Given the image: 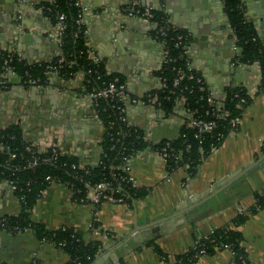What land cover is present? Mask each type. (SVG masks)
<instances>
[{
	"label": "crops",
	"instance_id": "1",
	"mask_svg": "<svg viewBox=\"0 0 264 264\" xmlns=\"http://www.w3.org/2000/svg\"><path fill=\"white\" fill-rule=\"evenodd\" d=\"M43 1L3 0L0 3V56L13 50L34 63L60 55V46L51 36L54 26L39 6ZM127 1L131 4L137 2ZM138 1L142 5L141 0ZM145 1L146 7L166 13L168 22L175 28L190 34L193 27L200 32L195 23L190 24L183 7V3L196 6L200 0ZM242 1L247 21L254 25L264 44L260 1ZM81 2L89 10L97 12L124 3V0ZM210 5L213 21L221 26L220 38L225 45L234 42L224 3L215 0ZM171 7L177 11L175 16ZM113 20L89 17L91 56L105 60L107 69L124 78L127 99L138 100L129 107L128 122L149 135L150 144L177 138L187 124L184 102L179 100L170 114L143 103L147 94L161 88L162 84L154 72L166 59L162 43L155 38L153 26L148 23L150 26L146 27L148 42L143 49V60L132 66L126 64L120 48L109 43ZM121 21L124 22L121 23L122 28H130V19ZM116 33L121 31L116 30ZM124 35L119 40L121 46L131 42L129 34ZM224 44H221V50L227 55L232 54V47H224ZM189 51L191 66L199 72L220 103L225 100L228 88H248L259 81L260 71L256 64L238 65L237 57L233 58L232 63L239 67V71L223 77L219 72L208 74L206 58L202 55L200 59L199 51L191 46ZM140 72L144 74L140 75ZM3 77L7 79L9 88L0 84V129L20 125L24 138L33 146L57 145L65 154L78 157L84 164L98 163L104 128L93 110L81 102L84 97L83 74H77L70 80L49 75V83L40 88H23L19 86L17 76L12 74ZM263 157L264 92H258L244 111L237 130L221 148L204 159L195 178L189 182H186L188 175L183 169L170 172L169 180H166V163L153 148L148 147L130 162L131 175L139 187L148 192L145 198L135 200L131 205L105 200L96 206L90 201L78 202L70 189L53 183L43 191L31 211L30 221L43 224L51 231L72 229L86 243L99 241L101 247L92 264H169L196 249L198 243L213 231L224 227L242 234L247 264H264V206L261 207L257 199L258 196L264 197V159L216 196L190 209L192 201L204 198ZM22 211V203L11 186L0 181V218L17 217ZM239 216L246 220L235 226ZM194 258L191 264H241L225 249L211 255L198 254ZM69 261L70 256L64 249L49 240L39 239L33 229H0V264H68Z\"/></svg>",
	"mask_w": 264,
	"mask_h": 264
},
{
	"label": "trees",
	"instance_id": "2",
	"mask_svg": "<svg viewBox=\"0 0 264 264\" xmlns=\"http://www.w3.org/2000/svg\"><path fill=\"white\" fill-rule=\"evenodd\" d=\"M77 1L53 0L50 2L44 0L39 5L40 8H44L43 14L53 26L59 16L64 15L66 29L62 36L59 56L31 65L27 61H18L14 57L10 66L15 69L18 78H21L23 83L30 78L39 79L41 83H45L48 79L49 66H52L58 77L64 80H70L77 74H83L82 94L93 89H100L115 78L125 83L121 75L107 74L105 60H101L98 64L92 60L88 37L85 35L86 27L78 24L80 11L76 6ZM224 8L236 47L240 50V55L236 60L242 65H260L261 79L258 88L262 93L264 92V44L254 25L247 21L242 0H225ZM154 14L159 28L162 27L167 31V36L161 40L165 42L164 50L168 56L161 68L154 72V76L161 81L163 87L151 94H157L161 109L166 114H170L176 103L185 98L190 107L199 109L204 115L206 110L211 109L208 103L209 91L208 89L201 91L200 84L188 79L191 74L202 78L196 70L189 71L188 69L190 59L186 50L191 46L192 37L189 32L172 26L168 22L166 13L156 11ZM179 37L182 39L179 40ZM7 56V53L0 56V81H4L3 76L6 74ZM181 73L182 80L175 86V80L181 77ZM226 93L222 109L229 113V119L228 121L217 120L218 126L212 133L204 134L199 140L195 138V131L185 125L177 138L162 140L154 145L145 140V132L142 129L120 120V114L114 108V102L105 98L99 100L96 110L104 128V134L100 143L101 156L98 163L92 165L84 164L78 157L69 154L60 155L54 162H44V158L51 156V150L38 153V148L24 138L20 125L0 129V145L5 147L4 150H0V181L10 182L16 186L17 190L14 194L23 206L22 213L17 217L5 218L6 225L0 229L14 230L15 227L33 229L41 240H49L57 247L64 244L60 248L69 254L68 264H92L101 247L99 241L86 243L81 235L72 229L62 228L51 231L43 224H33L30 221L31 211L43 191L53 183L67 184L73 191L74 199L80 202L86 199L89 186L96 187L100 183H108L110 186L103 190L104 194H112L115 198L122 199L123 202L131 205L133 201L145 198L148 192L141 188H134L131 183H128V175L123 171L122 166L126 160L132 159L148 147L160 150L168 143L171 148L181 150L183 157L179 162L170 160L167 163V171L170 173L183 169L188 175L186 182H189L195 178L204 159L209 157L213 151L221 148L225 140L237 130L238 125L233 126L229 121L242 118L244 111L252 103V98H248L244 87H230ZM237 93L239 97H236ZM241 99H244L245 103L240 102ZM188 145L191 146L189 152L186 151ZM36 159L38 162L35 164ZM257 199H259L258 204L263 207L264 197L258 196ZM245 220L246 218L239 216L235 226L242 224ZM242 241L243 237L239 231L224 227L214 231L208 238L202 239L196 249L177 257L169 264H191L195 260L194 257L201 251H204L205 255H211L225 247L234 251L238 256L246 258ZM236 259L241 263L238 258Z\"/></svg>",
	"mask_w": 264,
	"mask_h": 264
},
{
	"label": "built area",
	"instance_id": "3",
	"mask_svg": "<svg viewBox=\"0 0 264 264\" xmlns=\"http://www.w3.org/2000/svg\"><path fill=\"white\" fill-rule=\"evenodd\" d=\"M49 1L52 2L53 0H49ZM222 1L224 3L225 0H222ZM76 6L79 8V11H80L79 17H78V24L86 27L85 35L87 37L89 36V29H88V25H87L89 17L98 16L99 18H105V19H108L111 21V20H113V17L116 16L117 19H114L113 21H115L114 23L117 25H121L120 22H122L121 20L123 18L138 21L140 23L151 24L154 28V31H155V38L162 43L163 48L165 46V42H163L161 39H164L167 36V31H166V29H164L162 27L159 28L158 23L155 22V14H154V12H156L157 10H155L151 7H146V6L144 7L140 3L134 2L132 4L131 3L120 4L118 7L106 8L104 11L94 12V11H91L88 8H86L84 6V4L81 2V0H78L76 2ZM41 10L43 11L44 8L42 7ZM228 28H229L231 36L234 40L233 43H235V45H236V41H235L232 29L230 28L229 24H228ZM65 29H66L65 16L60 15L58 18V21L54 25V31H53V33H51L52 39H54L59 46L62 43V36L64 34ZM181 39H182V37H179V40H181ZM88 46H89V44H88ZM189 49H190V46L186 50V54H188V55L190 52ZM237 51H238V55H237V58H238V56L240 55V50L237 48ZM7 54H8V56H7L6 62H5L6 74H12V75L17 76L15 69L12 66H10V64L13 62L14 57L17 58L18 61H27V63L30 65L40 62V61H38V62L30 63L26 57H24L22 54L13 52V50L9 51ZM167 56L168 55L165 51V58ZM91 58L94 61V63H96V64L100 63L102 60L101 58H99L97 56H91ZM60 62H62V60H60ZM237 64L239 65L240 63L237 61ZM256 65L259 68L260 77H259V81L257 83L253 84L252 86H250L248 88H245L247 95H248V98L249 97L253 98L254 95L259 92L258 86H259L260 79H261V68H260L259 64H256ZM188 69H189V71L193 70V67L191 66V62L188 63ZM48 70H49L47 72L48 79L45 81V83H41L39 79H31V78L27 81L25 80V82L23 83L21 78H19V86H21L23 88H30V87L40 88L42 86L47 85L49 83V75L58 76L56 70L52 66H49ZM113 73H114L113 71H110L109 69H107V74L111 75ZM180 76H181L180 78H177L175 80V83H174L175 86H177L180 83V81L182 80V73ZM188 79L195 81L197 84H200V86H201L200 90L201 91L208 89L207 84L203 78L196 77L195 75L191 74V75H189ZM0 84L4 85L6 87V89L9 88L8 87V81L6 78H4V81H0ZM162 87H163V85H161V88ZM208 91H209L208 103L210 104L211 109L206 110L204 115L200 112L199 109L190 107L187 104L185 98L180 99L184 102V109H185V113L187 116V122H186L187 124L186 125L195 131V138L199 139V140L202 138V136L204 134L212 133L217 128V126H218L217 120L228 121V119H229V113L222 109L223 108L222 103L216 101L214 94L209 89H208ZM152 92H150L149 94H147L144 97L143 103L144 104L147 103V104L152 105L154 107L161 108V104L159 103V98H158L157 94H151ZM236 97H239L238 93H237ZM104 98L110 99L112 102H114L115 103L114 108H116V110L119 112L120 120L123 123L130 124L128 122L129 107L132 104H136L138 102V100L127 99V85H126V83H121L119 78H115L112 82H110L106 85L104 84V86H102V88L93 89L92 91L84 94V97L81 98V102L85 103L89 108H91L93 110L95 118L97 119V121L101 125H102V123L98 117L96 107L98 106V101L101 99H104ZM240 102L245 103V100L241 99ZM242 103H241V105H242ZM240 120H241V118H236V119H231L229 122L233 126H237V125L239 126ZM131 126H133V125H131ZM144 137H145V140L148 141L149 135L145 134ZM34 147H36V146H34ZM37 148H38L37 149L38 153H43L48 149L51 150V156L44 158L43 159L44 162H54L60 155L65 154L62 151V149L57 145H50V146H44V147L37 146ZM4 149H5L4 145H0V150H4ZM190 149H191V146L188 145V147H186V151L189 152ZM155 151L159 155L160 159L166 163V165L170 160H173L175 162H179L182 160V157H183V152L179 149L171 148L169 143L165 147H163L162 149L155 150ZM13 157H15V156L13 155ZM37 162H38V159L35 160V164ZM130 162H131V159L126 160L125 164L122 166V169L128 175V179H127L128 183H131L134 188L139 189L140 187H139L137 181L131 175ZM79 167L83 168V166H79ZM74 168H76V166H74ZM164 178L166 180H169V172L168 171L165 173ZM123 180H125V179H123ZM7 183L11 186L13 192H15L17 190L16 186L13 183H10V182H7ZM59 184H61V183H59ZM61 185L67 187L68 189H70L72 191V189L70 188L69 185H67V184H61ZM109 186H110V184H108V183H100L96 187L89 186V190H88L86 199H82L80 202L85 203L87 201H90L96 206H99L105 200L112 202V203H118V204L125 203V202H123L122 199H117L112 194L108 195V194L103 193V190L108 189ZM72 193H73V191H72ZM23 200H24V198H23ZM5 225H6V219L0 218V227H5ZM25 229H27V228H25ZM14 230L20 231L22 229H20L19 227H15ZM213 233H214V231L211 234H213ZM208 237H206V238H208ZM59 246L60 247L64 246V244H60ZM224 249L230 251L226 247ZM230 252L233 254V256L235 258H238L241 261V264H247V259L245 257L238 256L234 251H230ZM200 254L204 255L205 252L201 251Z\"/></svg>",
	"mask_w": 264,
	"mask_h": 264
},
{
	"label": "water",
	"instance_id": "4",
	"mask_svg": "<svg viewBox=\"0 0 264 264\" xmlns=\"http://www.w3.org/2000/svg\"><path fill=\"white\" fill-rule=\"evenodd\" d=\"M1 1V0H0ZM3 1V0H2ZM2 1L0 3H2ZM139 3L138 0H135ZM162 1V0H161ZM215 0H200L198 1V4L194 6L192 3L190 4H184L183 7L185 8V13H188L190 20V24L195 23V26L200 28V32H196L193 27L189 30L192 41H191V47L193 49H196L199 51V57L202 58V55L204 56L206 65H208L206 68V72L208 74H215L218 73L221 74L223 77H228L229 74H231L233 71L238 72L239 67L232 63V59L236 58L238 55V51L236 46L233 44V42H229L228 45L224 44V40L220 38V31L221 26L217 25L213 21V15L210 13L209 9L211 8V3ZM220 4H223L222 0H218ZM260 6L263 9L260 14L263 16L262 19V35L264 36V0H259ZM142 6H146V1L141 0ZM129 2L127 0H124V3H118L114 7H118L120 4H128ZM141 4V3H140ZM169 4V3H168ZM172 10L175 11V14L177 13L176 9L171 7ZM173 12V11H172ZM228 18V17H227ZM131 24H129L130 28H122L121 25L114 24V28L112 29L111 33L109 34V43H113L116 45V48H120L121 53H123V56L126 57V64L128 65H136L138 61H142L145 54L143 49L145 48L146 43L148 42L146 37H148V32L146 30V27H149L150 25L147 23H140L138 21L130 20ZM124 23V22H120ZM255 25H260V23H257L253 21ZM116 30H120L121 33H116ZM128 33L131 37V42L127 46H121L120 45V37L125 36L124 34ZM3 40V39H2ZM221 44H224V47L230 46V49L232 47L233 53L227 55L228 53L226 51L221 50ZM223 52V54H221ZM144 74V73H143ZM142 72H140V75H143ZM18 78V77H17ZM19 79V78H18ZM208 82L211 83L210 77L206 78ZM230 80V79H229ZM225 83V81H223ZM231 86V85H229ZM225 87H222L224 90ZM263 158H260L256 163L252 164L250 167L244 169L237 175L231 177L228 179L224 184H222L219 188L213 190L210 194L205 196L204 198L197 199L195 201L191 202L190 209H194L197 206L202 205L212 197L216 196L218 193L226 189L228 186H230L233 182L243 177L245 174L248 173L251 169L254 168L255 165H258L260 162H262Z\"/></svg>",
	"mask_w": 264,
	"mask_h": 264
}]
</instances>
